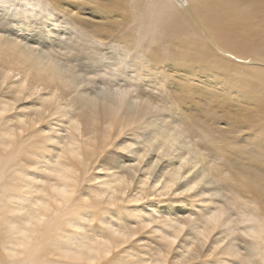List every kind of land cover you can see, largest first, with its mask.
<instances>
[{"label":"bare ground","instance_id":"obj_1","mask_svg":"<svg viewBox=\"0 0 264 264\" xmlns=\"http://www.w3.org/2000/svg\"><path fill=\"white\" fill-rule=\"evenodd\" d=\"M11 1L0 0V51L22 70L0 69V88L8 98L11 94V100L0 99V264H99L102 254L110 256L100 264H264V99L250 85L228 80L232 72L222 78L205 56L198 62L199 37L194 36L196 42L182 38L178 42L185 48H174L181 30L195 26L190 29L184 11L173 12L164 0H134L130 8L128 0H112L106 15L119 13L133 24L124 26L133 27L118 45L105 43L102 55L85 24L69 28L49 13L44 21L36 4L24 7L23 2L15 4L20 13H12ZM189 1L194 22L209 41H230L239 28L247 33V45L261 50L262 38L249 20L254 21L251 12L260 0ZM15 30L17 36H11ZM30 31L40 38L56 33L67 50L57 58ZM231 39L237 46L238 38ZM191 47L197 53L193 49V59H187ZM122 49L130 56L139 52V64L155 67L149 75L142 67L133 75L132 69L113 73V52ZM73 66L96 70L103 84L95 78L82 83L87 74ZM161 106L171 115L156 111ZM182 117L187 124L177 122ZM222 119L247 123L241 126L254 134L245 139L253 149L247 142L237 144V138L228 142L229 128L209 124ZM80 124L85 129L81 144L71 130ZM145 129L155 130L148 137H126ZM33 131L47 135L37 141ZM46 142L61 146L60 152ZM48 152L55 158L40 160ZM193 184L201 185L199 195L168 196V190ZM85 200L91 207L83 206ZM213 253L216 257L208 260ZM168 255L177 260L166 262Z\"/></svg>","mask_w":264,"mask_h":264},{"label":"rangeland","instance_id":"obj_2","mask_svg":"<svg viewBox=\"0 0 264 264\" xmlns=\"http://www.w3.org/2000/svg\"><path fill=\"white\" fill-rule=\"evenodd\" d=\"M120 1V0H119ZM129 1V2H128ZM127 2L128 3H131L132 2V0H131V2H130V0H128ZM164 1H166L167 3H168V5L170 6V8L169 7H167V8H169L170 10H173V12H177V9H178V12L179 13H181L179 10H182V13H183V11H184V13L185 14H183V15H185L186 17H184V18H187V19H185V20H187V21H185V22H189V19H190V22H189V24L190 25H188V26H190V29L191 28H193V29H191L190 31H187L188 32V35L187 34H185L184 32H186V30H181V35L178 37V39H175V42H174V48L175 49H184L185 48V46H182L181 45V42H178L180 39H187V40H189V41H191V39H192V41H195V39H194V36L196 37V40H197V37H199L198 39H200L201 41H202V44H203V48H200V53L202 54V55H198V54H196L197 53V48L195 47H191V49H192V51H193V49H194V51L196 50V52H195V54L198 56V62L199 61H201V60H199V58L201 59L202 57L201 56H205V57H203L204 58V61H206V63L208 62V64H212L213 65V67L212 68H215V66H216V68L215 69H219L220 70V76L222 77L223 75H224V77H225V75L226 74H228V73H231V74H228V75H226V77L228 78V80L229 79H231L232 80V83H235L234 81H236L237 82V84H248V85H250L251 86V91H258V93H259V96H261V97H263V99H264V53H262L261 54V52H264V48H262V46L264 47V41L262 40L263 39V37H264V22H262L263 20H262V18L264 19V11H261V9H264V0H260V4L258 3L257 4V8L256 9H253L252 10V12L255 10V12H256V14H255V12L254 13H252L251 12V15L253 16V20L254 21H252L250 18H249V20L252 22V28L254 29L253 31L255 32H257V38L259 37V39L260 38H262V39H260V45L258 46L257 45V47H259V48H261V50H259L258 48H253V47H249L248 45H247V38H246V36L245 35H247V33H246V31L245 30H243V29H239V28H236L235 30H234V32H235V35H231L230 36V41H218V40H212V41H209V40H211L210 38H208L207 36H206V32H205V29H203V27H199V25H198V23L196 22V24H195V22L194 21H197V16H196V13H194V11H192V8L190 7V1L188 0V2H187V0H164ZM22 2H23V4H22ZM61 3H59L58 5L55 3V1L54 0H38V1H36L35 3H30L28 0H15V1H11V3L13 4L11 7H10V9H11V11H12V13H16V14H19L20 13V11L18 10L19 8H20V5H15L16 3H19V4H22L24 7H26V5L28 6V7H34V5L33 4H36L37 6H36V8L39 10V11H41V12H44V15H42V13H39V12H36V14L37 15H42V19L45 21V14L46 13H49V14H52L54 17H57V15H58V18L59 19H61V20H64V22L66 23V25H67V27H71V25L72 24H77L79 27H81V28H84V24L86 25V30H89L90 32V36L93 38V40H95V41H99V43H98V47H100L101 49H103V51L105 52V43L106 44H109V45H111V43L112 44H117V43H119V41L121 40V38L123 37V35H124V37H125V33L127 34L128 33V31H129V27L128 26H130V24L129 25H125L126 27H127V29H125V26H124V24H128V23H131V22H128L127 23V21H126V19L125 20H123V21H125L126 23H124L121 19H123L122 18V16L121 15H119V13L118 14H116V13H114V14H116V15H114L113 14V16H111L110 15V17H108L107 15H106V13H105V9H108V5H110L111 4V2H112V0H61L60 1ZM116 2H118V1H116ZM177 4V7H176V4ZM128 3H126V7L127 8H130L133 4H134V0H133V2L130 4V5H128ZM173 3V4H172ZM108 4V5H107ZM171 4V5H170ZM105 5H107L106 6V8H105ZM130 6V7H129ZM172 6V7H171ZM185 6V7H184ZM189 6V7H188ZM173 7H175L174 9H173ZM261 9H260V8ZM35 8V9H36ZM184 8H186V9H184ZM104 9V10H103ZM188 9V10H187ZM259 10V11H258ZM188 11V12H187ZM257 11H258V13H257ZM187 12V13H186ZM191 12V13H190ZM105 13V14H104ZM195 14V15H194ZM255 14V15H254ZM258 14V15H257ZM260 14V15H259ZM106 15V16H105ZM118 15V16H117ZM114 16H116V17H114ZM256 16V17H255ZM259 16L261 17V16H263L262 18H259ZM105 17H108V18H106L105 19ZM111 18V19H110ZM112 18H114V19H112ZM118 18V19H117ZM189 18V19H188ZM110 19V20H109ZM192 19H193V21H192ZM196 19V20H195ZM260 20L261 22L260 23H262V25L260 24V23H257L258 22V20ZM175 20L177 21V19H174L173 20V22H175ZM248 19L246 20V21H249ZM245 21V22H246ZM256 21V22H255ZM200 22V21H199ZM256 23V25L258 24V27H256V26H254V24ZM132 24V23H131ZM259 24L262 26L261 28H260V26H259ZM133 25V24H132ZM193 25H195V26H193ZM191 26H193V27H191ZM130 27H133V26H130ZM250 27H251V24H250ZM249 27V29L251 30V28ZM254 27H256V28H254ZM23 30H25V31H29V30H27V28L25 27V24H23ZM198 28H200L201 29V31L200 30H196V29H198ZM260 31H259V30ZM18 30V29H17ZM17 30H15V31H12L11 32V36H14V37H16L17 35H16V31ZM22 30V29H21ZM238 30H240V31H238ZM127 31V32H126ZM182 31H183V33H182ZM238 31V32H237ZM252 31V30H251ZM250 31V32H251ZM125 32V33H124ZM186 32V33H187ZM244 32V33H243ZM262 32V34H261V36H259L260 35V33ZM52 33V34H51ZM239 34V35H236V34ZM30 34H34L36 37H38L34 32H31L30 31ZM55 34V35H54ZM91 34H93L94 36H92ZM123 34V35H122ZM183 34V35H182ZM251 34H252V32H251ZM66 35H68V34H66ZM70 35H72V34H70ZM56 36V33H54V32H50V34L49 35H46V36H44V37H42V38H40L41 37V34L39 33V42H41V44H47L48 45V47L50 48V49H52V50H55L56 51V55H57V58H60L61 56H62V54H63V52L64 51H66L67 50V46H65V45H60L59 43H58V39H56V38H54ZM108 36V37H107ZM184 36V37H183ZM203 38H202V37ZM234 36V37H233ZM236 36V37H235ZM207 37V38H206ZM241 37V38H240ZM191 38V39H190ZM231 38H238V39H236V41H233V42H235V44L234 45H237V46H233V47H235V48H233L232 47V42H231ZM245 38V39H244ZM194 39V40H193ZM241 39H242V41H241ZM112 41V42H111ZM181 41V40H180ZM216 41V42H215ZM110 42V43H109ZM196 42V41H195ZM203 42H205V43H207L208 45H204L205 43H203ZM210 42H212V44L214 45L215 43V45H216V48L213 46V45H211L210 44ZM213 42H215V43H213ZM221 42V43H220ZM240 42L242 43V44H240ZM263 42V43H262ZM175 43H177V46H176V44ZM179 43V44H178ZM192 43H194V42H192ZM224 43V44H223ZM100 44V45H99ZM118 45V44H117ZM220 45H223V47L222 46H220ZM240 47H239V46ZM77 46H82V44H78ZM116 46V45H115ZM176 46V47H175ZM198 46V45H197ZM209 46L212 48H209ZM249 47V49L251 48V50H247L248 49V47ZM178 47V48H177ZM187 47V46H186ZM199 47V46H198ZM236 47H238L239 49L238 50H236L237 48ZM245 47H247L246 49H244ZM45 48V47H44ZM116 48V47H115ZM190 47L188 46V50H190L189 49ZM241 48V49H240ZM243 48V49H242ZM47 49V48H46ZM203 49V50H202ZM207 49H208V51H207ZM214 49V50H213ZM252 49H254V51H256V53H254V51L252 50ZM209 50H210V52H211V50H213L212 52L213 53H210L209 52ZM216 50V51H215ZM257 50H258V52H257ZM148 53L149 52H151V48H148ZM191 51V52H192ZM194 51L192 52V54L189 52V54H190V56L187 54V49H186V52H184V50H183V52H184V54L183 55H186L187 54V56L188 57H186L187 59H189L191 56V58L190 59H193V56L195 55L194 54ZM240 53H239V52ZM176 52L178 53V51L176 50ZM232 52V53H231ZM260 52V54H258ZM209 53V54H208ZM204 54V55H203ZM213 54H216V55H213ZM231 54V55H230ZM237 56H235V55ZM210 57H209V56ZM223 55V56H222ZM226 55V56H225ZM214 56H215V59L212 61V60H210V59H213L214 58ZM217 56V57H216ZM258 56V57H257ZM261 56H263V58L261 57ZM196 57V56H195ZM206 57H208V58H206ZM212 57V58H211ZM243 57V58H242ZM221 58H223V60H221ZM242 58V59H241ZM218 61H217V60ZM225 59V60H224ZM207 60H210V61H207ZM216 60V61H215ZM238 60V61H237ZM62 61H63V59L60 61V63H62ZM220 62V64H217V63H215V62ZM225 61V62H224ZM236 61V62H235ZM210 62V63H209ZM214 62V63H213ZM222 62V63H221ZM227 62V63H226ZM230 62V63H229ZM231 62H232V64H231ZM235 63V64H234ZM75 64H77V63H75ZM217 65H219V66H217ZM225 65V66H224ZM232 65H234V66H232ZM237 65V66H236ZM221 66H223V70H221ZM76 67V66H75ZM74 66L72 67L74 70L76 69L77 71H81L80 73H82V74H87V76L86 77H88V78H85V79H83L82 80V83H86V82H88V80H90V79H92V78H95V80L99 83V85H101V84H103V82H104V80L101 78V77H99L98 76V73L96 72V73H94L96 70H92V72H89L88 70H87V68L86 67H80V66H77V67H79L78 69H77V67L75 68ZM242 67V68H241ZM259 67H260V69H259ZM22 68V65H20V64H16V63H11V65H10V63H8L7 61H6V57H5V55H4V53L2 52V51H0V69H4V70H8V69H12V71H16V72H18L19 70H22L21 69ZM86 68V70H84V69ZM225 68H227L226 70H225ZM241 68V69H240ZM262 68H263V70H262ZM240 69V70H239ZM75 70V71H76ZM228 70H229V72H228ZM82 71H84V73L82 72ZM86 71H88L87 73H86ZM223 71H225V73L222 72ZM252 71V72H251ZM254 71V72H253ZM255 71H256V73H255ZM238 72V73H237ZM239 72H240V74H239ZM243 72V73H242ZM249 72V73H248ZM262 72H263V74H262ZM254 73V74H253ZM223 74V75H222ZM243 74V75H242ZM247 74V75H246ZM248 74H251V75H248ZM242 75V76H241ZM231 76L232 77H235V78H231ZM248 76H250V77H248ZM251 76H253V77H251ZM30 77V76H29ZM100 79H99V78ZM224 77H222V78H224ZM248 77V78H247ZM31 78V77H30ZM227 78H225V79H227ZM241 80H240V79ZM263 78V79H262ZM32 79V78H31ZM248 79V80H247ZM249 79H251V80H249ZM99 80H101V83H100V81ZM238 80V81H237ZM245 80V81H244ZM253 80V81H252ZM262 80V81H261ZM0 82H1V80H0ZM34 82V81H33ZM29 83H31V82H29ZM38 84H41V86H40V88L41 87H43V86H45V84L44 83H42V82H37ZM252 83V84H251ZM256 83V84H255ZM6 84V83H5ZM1 86V85H0ZM10 90V89H9ZM0 99L2 98L3 99V97H4V99L6 98L7 100H11V94L9 93V98L7 97V95L6 94H8L7 93V90L4 88V87H2V88H0ZM254 94H255V92H254ZM3 96V97H2ZM68 103V102H67ZM1 105V104H0ZM60 110L62 111V109L60 108ZM67 111H68V109H66ZM66 112V111H65ZM2 117L4 118V117H8V112H6L5 111V113L2 115ZM64 118H67V116L65 115L64 116ZM5 119H7V118H5ZM57 120V119H56ZM55 120V121H56ZM211 121V120H210ZM209 121V122H210ZM208 122V123H209ZM226 122V123H225ZM233 121H231V122H228L227 120H224V119H222V121H217V122H210L209 124H212L213 125V127H217L218 129L219 128H221V126L223 127V128H229L227 131L229 132V134L230 135H232V136H230L229 134H228V132H227V134L229 135H227V137L225 136V139L227 138L228 140V142L231 140V142H233V141H235L236 139H234V138H237V140H236V143L237 144H239L240 145V143L242 144L243 143V145L242 146H244V144H246L247 145V143H250V142H247L246 140L247 139H249L250 137H253L254 136V134L253 133H248V132H250V131H248L246 128H247V126H248V124L247 123H245V124H243L244 122H241L240 120H239V123H238V121H236V122H234L233 123V125H231V124H229V123H232ZM39 123H36V125H38ZM216 124V125H215ZM35 125V127H36V129H38L39 127H40V125H38V126H36ZM67 125H68V123H67ZM236 125V126H235ZM244 126V127H246L245 128V131L244 130H242V129H244V127H242V126ZM247 125V126H246ZM229 126V127H228ZM231 126H233V128L231 127ZM239 126V127H238ZM38 127V128H37ZM241 127V128H240ZM236 128V129H235ZM238 128V129H237ZM231 129V130H230ZM71 130H73V133H75L76 134V136L78 137V141H79V143L81 144V142H83L84 141V137H83V135L85 134V129H84V126L82 125V124H80V126H79V128H77V129H75V126L73 125L72 126V129ZM76 131V132H75ZM242 131H244L243 133H241ZM231 132H234V133H231ZM246 132V133H245ZM23 133V132H22ZM33 133H35V134H37L38 135V138H37V141L39 140V139H42V137L43 136H45V135H47V133H45V132H41V131H33ZM64 133H66V132H64ZM237 133V134H236ZM245 134V135H244ZM250 134H251V136H250ZM233 135L235 136V137H233ZM253 135V136H252ZM57 136V135H56ZM82 136V137H81ZM215 136L217 137V136H219V134L217 133V135L215 134ZM241 138L240 140H238L239 139V137ZM243 136V137H242ZM245 137V138H244ZM246 137H247V139H246ZM218 138V137H217ZM229 138H231V139H229ZM32 139V138H31ZM218 139H220V138H218ZM246 139V140H245ZM242 140H244V141H242ZM239 141V142H238ZM247 142V143H246ZM95 142L94 141H91L90 143H89V145H84L83 146V149H87V148H89L90 146H92V144H94ZM46 145H48L47 147L48 148H52V143L51 142H46ZM250 145H251V143H250ZM41 146L43 147V145L41 144ZM249 146V145H248ZM245 147V146H244ZM252 147V149H253V146L251 145L250 147H249V149ZM53 148H55L57 151H59L60 152V150H61V146H59V148H57V147H53ZM251 149V150H252ZM263 154H264V149H263ZM48 154H52V152L51 153H49L48 152ZM262 154V153H261ZM71 158H72V156L71 155H69ZM81 158H82V156H80ZM40 160H45V158H44V156L42 157V158H40ZM264 162V161H263ZM30 172L32 173L33 172V170H31L30 169ZM39 176V175H38ZM41 178V177H40ZM257 211H258V209H257ZM153 244H156V245H158V243L159 242H156V241H153L152 242ZM184 243V242H183ZM214 254H216V253H213L212 255L213 256H208L207 257V259L208 260H213L215 257H216V255L214 256ZM110 256V254H108V255H106V257H105V254H102V258H101V260H100V262H99V264L100 263H104L105 262V260L108 258ZM143 257H147V255L146 256H143ZM166 258L167 259H164V260H166V262H171L173 259L172 258H174V257H171L170 255H168V256H166ZM171 259V260H170ZM175 260H177V258H174ZM167 260H170V261H167ZM206 260V259H205ZM152 261V259H149V262H151ZM191 262H186V264H190ZM193 264H198V263H200V261L199 260H195L194 262H192Z\"/></svg>","mask_w":264,"mask_h":264},{"label":"snow or ice","instance_id":"obj_3","mask_svg":"<svg viewBox=\"0 0 264 264\" xmlns=\"http://www.w3.org/2000/svg\"><path fill=\"white\" fill-rule=\"evenodd\" d=\"M100 53L103 55V53H104L103 49H100ZM140 59H142V58L140 57L139 52H136L135 55L130 56V54L127 51L122 49L118 53L113 52V63L110 65L109 68L112 70L113 73H115L117 71L123 72L125 70L132 69V75H133V74H135L136 71L140 70V68L142 67L144 74L149 75L150 74V68L155 67V65L153 64L151 66L145 67V66L138 63V61ZM144 64H147L146 60L144 61ZM156 111H158L159 113H162L164 117L171 115V112L165 106L159 107L158 109H156ZM177 122L187 124V120L184 119L183 117H182V119L178 120ZM45 127L47 128V127H49V125L46 124ZM154 130L155 129H145V130L139 131L138 133L130 131L126 137L134 136L137 134L142 136V137H148V136L152 135V132ZM54 135H55V133H54ZM53 146L59 148V146L55 145L54 142H53ZM123 153L127 154V151H125ZM43 156L45 159H54L55 158L54 153L53 154L44 153ZM177 163H179V161H177ZM31 174L40 175V173L35 172V171H33ZM173 187H175V186H173ZM200 187H201L200 184H193L191 187H187L186 190H183L184 188L176 190V191L168 190V196L181 197V196H187V195H190L193 193H195L196 195H199L200 193L197 191V189H199ZM83 206L85 208H89V207H91V204L89 201L85 200L83 202ZM88 214H89L88 212L82 213V215H88ZM69 219L72 220L73 222H79V217H77V216H71Z\"/></svg>","mask_w":264,"mask_h":264}]
</instances>
